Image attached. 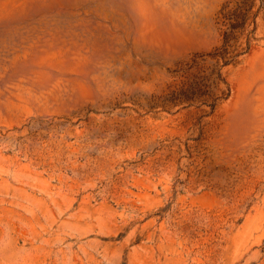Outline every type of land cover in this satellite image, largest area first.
<instances>
[{"label":"rangeland","instance_id":"rangeland-1","mask_svg":"<svg viewBox=\"0 0 264 264\" xmlns=\"http://www.w3.org/2000/svg\"><path fill=\"white\" fill-rule=\"evenodd\" d=\"M0 264H264V0H0Z\"/></svg>","mask_w":264,"mask_h":264}]
</instances>
